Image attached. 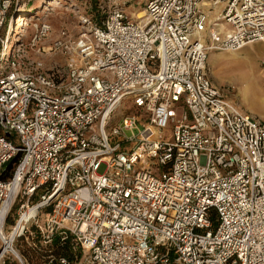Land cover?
Masks as SVG:
<instances>
[{
  "label": "built area",
  "instance_id": "1",
  "mask_svg": "<svg viewBox=\"0 0 264 264\" xmlns=\"http://www.w3.org/2000/svg\"><path fill=\"white\" fill-rule=\"evenodd\" d=\"M29 1L0 0V264H264V121L207 65L264 0H86L54 37Z\"/></svg>",
  "mask_w": 264,
  "mask_h": 264
},
{
  "label": "rangeland",
  "instance_id": "2",
  "mask_svg": "<svg viewBox=\"0 0 264 264\" xmlns=\"http://www.w3.org/2000/svg\"><path fill=\"white\" fill-rule=\"evenodd\" d=\"M51 0H30L25 8L37 13L42 7L41 19L48 21L55 30L67 26L71 31L77 25V8L82 11L86 0H59L60 4L51 5ZM124 2L123 12L128 18L137 19V13L145 10L148 0H119ZM28 2V1H27ZM106 6L109 2L101 0ZM97 0L91 4L96 8ZM38 8V9H37ZM22 10V9H21ZM28 17V16H26ZM19 42L26 44L32 34L30 27ZM57 32L53 33V37ZM88 37L87 35H85ZM47 45V44H46ZM264 52V42L249 43L238 50L218 51L209 54L208 70L214 82L224 89L225 96L247 112L264 121V67L261 65V54ZM46 64H64L60 53L44 54ZM215 60V62H214ZM208 61V62H209ZM214 62V63H213ZM211 64V65H210ZM123 107L118 109L116 116L123 115Z\"/></svg>",
  "mask_w": 264,
  "mask_h": 264
},
{
  "label": "trees",
  "instance_id": "3",
  "mask_svg": "<svg viewBox=\"0 0 264 264\" xmlns=\"http://www.w3.org/2000/svg\"><path fill=\"white\" fill-rule=\"evenodd\" d=\"M21 6H22V10H20V13L21 14H23V13H29L30 14L32 12L31 8L28 10L27 8H25V6H23V4ZM29 14H27V15H29ZM0 50H1V44H0ZM54 253L63 255L65 257L71 259L78 252L77 253L73 252L70 242L69 241H64L61 244L56 243V246L54 248ZM30 256L31 257H34L35 254L34 253H31Z\"/></svg>",
  "mask_w": 264,
  "mask_h": 264
},
{
  "label": "bare ground",
  "instance_id": "4",
  "mask_svg": "<svg viewBox=\"0 0 264 264\" xmlns=\"http://www.w3.org/2000/svg\"><path fill=\"white\" fill-rule=\"evenodd\" d=\"M49 4H51V5H56V4H60V1L59 0H51L50 2H49ZM38 9V8H37ZM42 12H44V9H42V7L40 8V9H38V11H37V13H34L33 11L31 12V19H29V20H32L33 18H35L36 16H39L40 14H42ZM26 14V15H25ZM27 14H29V13H23V14H21L20 15V19L19 20H21L22 19V23L19 25V26H23L24 24H26L25 22H24V19H28L26 16H28ZM137 15V17H141V16H143V11H139L138 12V14H136ZM13 31V30H12Z\"/></svg>",
  "mask_w": 264,
  "mask_h": 264
},
{
  "label": "crops",
  "instance_id": "5",
  "mask_svg": "<svg viewBox=\"0 0 264 264\" xmlns=\"http://www.w3.org/2000/svg\"><path fill=\"white\" fill-rule=\"evenodd\" d=\"M137 14H138V13H137ZM63 27H64V26H63ZM65 27L67 28V26H65ZM52 29H53V33H54V32L56 33V32L59 30V29L55 30V29L53 28V26H52ZM212 52H218V51L212 50V51L209 52V54L212 53ZM209 54H208V61L210 60ZM262 56H264V52H262V54H261V59H262ZM214 62H215V60H214ZM214 62H213V63H214ZM209 63H210V61L207 62V65H209ZM210 65H211V64H210ZM210 76H211V75H210ZM211 79H212V82H213L214 85L220 87L218 84H216V83L214 82L212 76H211ZM234 103L237 105V103H236L235 101H234ZM237 106L241 109V111H243V112H247L245 109L241 108L239 105H237ZM248 113H249V112H248Z\"/></svg>",
  "mask_w": 264,
  "mask_h": 264
}]
</instances>
